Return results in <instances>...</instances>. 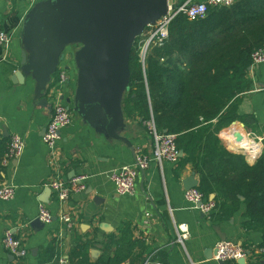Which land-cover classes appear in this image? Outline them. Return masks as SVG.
I'll list each match as a JSON object with an SVG mask.
<instances>
[{
  "label": "crops",
  "instance_id": "obj_1",
  "mask_svg": "<svg viewBox=\"0 0 264 264\" xmlns=\"http://www.w3.org/2000/svg\"><path fill=\"white\" fill-rule=\"evenodd\" d=\"M39 1L0 0V27L12 35L10 59H2L3 49L0 47V133L7 144L13 134L21 135L26 142L22 156L7 164L2 163L0 169V185L12 183L16 186L13 199H0V264L11 263L2 242L8 228L23 240L29 251L21 264H39L40 256L46 255L51 244L60 256L68 258L77 238L91 241L92 262L107 261L119 249L110 241L111 236L119 238L124 228L129 229L132 241L143 243L144 248L133 247L132 243L131 257L125 258L121 264H143L149 255L164 264H219L211 251L221 240L219 232L237 243L263 244L262 232L245 228L244 202L230 217H223L218 210L208 217L186 201L184 180L195 174L200 184L199 173L190 162L183 166L165 162L161 168L152 161L149 168L137 177L133 195L117 194L111 172L133 163L138 152L150 154L153 148V137L138 118L125 116L126 126L119 134L129 140L126 142L111 139L72 111V122L62 129L58 142L61 172L68 179L86 175V187L72 192L64 204L59 202L55 191H47L44 182L52 169L48 161L49 150L42 137L52 110L36 97V82L31 76L24 83H15L11 79L24 48L25 18ZM169 1L181 4L186 0ZM71 70L73 78L65 89V98H73L76 88L77 71L73 65ZM249 77L252 89L242 95L238 108L239 115L246 118L231 125L243 132L264 135V64L252 69ZM211 194L216 198V193ZM41 203L53 214V220L50 224L35 227L31 223L39 218ZM64 212L73 217V229L61 220ZM178 224L190 228L185 246L177 242ZM226 264H264V254L253 253L244 263L232 261Z\"/></svg>",
  "mask_w": 264,
  "mask_h": 264
},
{
  "label": "trees",
  "instance_id": "obj_2",
  "mask_svg": "<svg viewBox=\"0 0 264 264\" xmlns=\"http://www.w3.org/2000/svg\"><path fill=\"white\" fill-rule=\"evenodd\" d=\"M169 31L162 46L151 48L145 68L137 38L123 100L125 116L144 122L153 115L159 131L177 134V145L184 151L179 163L193 164L200 176L199 189L207 198L216 193L220 214L230 217L244 202L245 228L264 236V151L250 164L243 154L226 148L219 136L223 128L246 118L238 108L242 95L253 86L249 77L252 53L264 46V0H236L230 6L212 7L203 19L180 15ZM57 78L58 73L54 81ZM5 141L0 133V169L8 150ZM128 232L124 228L119 238L111 236L119 249L107 261L92 262L91 241L77 238L69 264H121L131 257L132 243L144 248ZM59 258L51 244L39 264H60Z\"/></svg>",
  "mask_w": 264,
  "mask_h": 264
},
{
  "label": "water",
  "instance_id": "obj_3",
  "mask_svg": "<svg viewBox=\"0 0 264 264\" xmlns=\"http://www.w3.org/2000/svg\"><path fill=\"white\" fill-rule=\"evenodd\" d=\"M169 3V0H41L25 18L24 48L11 79L24 83L31 76L36 82V97L52 110L48 87L67 49L74 47L76 88L74 97L66 98L68 107L111 139L129 142L119 132L126 126L123 100L131 80L132 49L145 29L167 13ZM184 185L186 190L198 187L195 174L187 177ZM210 199L214 200L215 194ZM31 224L45 225L39 218ZM219 235L221 240L227 239L220 232ZM8 258L14 260L12 254ZM238 261L244 263L246 259Z\"/></svg>",
  "mask_w": 264,
  "mask_h": 264
},
{
  "label": "built area",
  "instance_id": "obj_4",
  "mask_svg": "<svg viewBox=\"0 0 264 264\" xmlns=\"http://www.w3.org/2000/svg\"><path fill=\"white\" fill-rule=\"evenodd\" d=\"M236 0H186L181 4L169 3L168 11L155 24L149 25L144 33L138 37V48L140 61L145 68L146 58L153 46H162L169 37L170 26L174 19L180 15L187 17L189 20L203 19L207 16L210 8L220 6H230ZM12 35L0 27V47L3 49L2 59L8 60L11 58L10 46ZM75 48L69 47L65 53V57L60 61L58 66V78L54 81V85H50L47 90L49 102L52 105V114L46 126L45 133L42 137L43 142L48 147V161L52 172L45 180L44 186L55 191L56 196L61 204L66 203L72 192L83 190L86 187L88 177L86 175H78L71 179L63 176L61 168V156L59 155L58 142L61 139V131L63 128L70 125L72 122V110L66 102L65 89L71 83L73 78L71 67L76 68L74 62ZM264 64V46L256 49L252 53L251 70ZM153 137V148L150 154L138 152L135 161L131 164H126L111 172L110 177L115 183V190L119 195H133L136 192V179L145 172L152 161L156 162L161 168L165 162L177 164L180 161V149L177 145V134L159 131L156 127L153 115L144 121ZM226 133L235 141L242 142L245 136L252 140L258 150L254 155H250L242 148L246 158L251 162H256L264 151V135L259 136L254 132H243L231 126L227 128ZM222 130L219 135L223 139ZM224 140V139H223ZM230 141L228 143L230 144ZM231 145V144H230ZM26 147L25 139L19 134H13L8 144V150L3 159V164L9 163L11 160L19 159L24 153ZM234 147V146H233ZM16 186L12 183H4L0 185V199L11 200L15 197ZM185 199L192 206L199 208L204 215L211 217L217 210L215 200L208 199L199 187H193L185 190ZM201 203V206H199ZM39 219L50 224L53 220V214L47 209L45 204L41 203L39 207ZM61 220L69 229H73L75 223L70 213L64 212ZM177 242L185 246V241L190 236V228L186 224H178ZM4 248L7 254H12L14 260L10 264H21L24 258L27 257V250L23 240L15 235L11 228L5 230L2 239ZM253 250H252V249ZM214 258L219 264H226L232 261L247 259L253 253H263L264 245H251L237 243L231 240H220L215 246ZM60 264H69L68 258L60 256ZM143 264H164V262L153 255L147 256Z\"/></svg>",
  "mask_w": 264,
  "mask_h": 264
},
{
  "label": "bare ground",
  "instance_id": "obj_5",
  "mask_svg": "<svg viewBox=\"0 0 264 264\" xmlns=\"http://www.w3.org/2000/svg\"><path fill=\"white\" fill-rule=\"evenodd\" d=\"M230 142L235 145V148H242L246 150V152H248L250 155H254L255 152L258 150V148H260L249 138L247 139L245 138L242 144L240 141H238V143L236 144L233 138L231 139Z\"/></svg>",
  "mask_w": 264,
  "mask_h": 264
},
{
  "label": "rangeland",
  "instance_id": "obj_6",
  "mask_svg": "<svg viewBox=\"0 0 264 264\" xmlns=\"http://www.w3.org/2000/svg\"><path fill=\"white\" fill-rule=\"evenodd\" d=\"M75 66V65H74ZM231 126H233V127H235L234 125H230V126H228V127H225V128H223L222 130H224V132H222V136H223V139L224 140H222L223 141V144L225 145V147L226 148H228L229 150H231V151H233V152H236V153H239V154H243L244 156H245V158L247 157L243 152V150L242 149H234L235 147H233L232 145H230L229 143H228V141L229 140H231V138L229 137V135L226 133V131H228L227 130V128H229V127H231ZM235 128H237V127H235ZM148 129V128H147ZM239 129V128H238ZM221 130V131H222ZM240 131H241V129H239ZM149 131V130H148ZM220 131V132H221ZM254 133H256V132H254ZM257 135H259V136H261V134H258V133H256ZM263 136V135H262ZM243 151V152H242ZM246 160L249 162L250 160H248L247 158H246ZM251 162V161H250Z\"/></svg>",
  "mask_w": 264,
  "mask_h": 264
}]
</instances>
